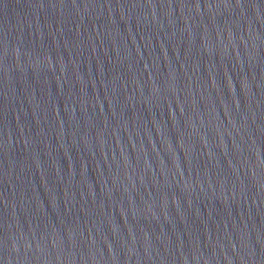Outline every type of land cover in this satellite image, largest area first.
Listing matches in <instances>:
<instances>
[{
	"label": "water",
	"instance_id": "1",
	"mask_svg": "<svg viewBox=\"0 0 264 264\" xmlns=\"http://www.w3.org/2000/svg\"><path fill=\"white\" fill-rule=\"evenodd\" d=\"M0 264H264V0H0Z\"/></svg>",
	"mask_w": 264,
	"mask_h": 264
}]
</instances>
